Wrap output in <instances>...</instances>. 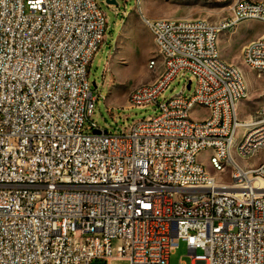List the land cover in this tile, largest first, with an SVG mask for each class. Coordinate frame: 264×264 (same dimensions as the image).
<instances>
[{
    "label": "built area",
    "instance_id": "2783aa9c",
    "mask_svg": "<svg viewBox=\"0 0 264 264\" xmlns=\"http://www.w3.org/2000/svg\"><path fill=\"white\" fill-rule=\"evenodd\" d=\"M136 11L166 69L128 109L160 113L117 134L93 119L90 67L108 30L98 0H0V264H171L181 241L192 264H264V161L243 164L264 152V105L240 116L248 87L219 50L242 23L264 26V1L235 0L218 21ZM241 56L264 77V32ZM186 75L193 94L189 80L159 103ZM204 153L228 183L206 174Z\"/></svg>",
    "mask_w": 264,
    "mask_h": 264
},
{
    "label": "rangeland",
    "instance_id": "374dc122",
    "mask_svg": "<svg viewBox=\"0 0 264 264\" xmlns=\"http://www.w3.org/2000/svg\"><path fill=\"white\" fill-rule=\"evenodd\" d=\"M115 4H108L107 0H98L101 8L108 17L106 41L96 54L90 67L89 82L94 94L101 92L102 97L96 103L93 119L103 130L120 134L134 122L148 117L157 116L160 109L157 105L146 109H128V96L137 86L149 84L156 80L163 72V64L155 46L153 36L143 25L138 10V0H110ZM264 1V0H255ZM143 13L152 19L193 17L218 21L231 14L235 0H141ZM118 11L119 15L115 12ZM127 12V17L123 13ZM185 19V18H184ZM264 32L260 22H244L233 34L223 35L219 42L221 57L229 64L235 65L243 74L248 87L249 99L240 105V116L245 118L247 112H254L264 105V77L248 68L242 60V48L257 40ZM156 61L155 69H150V62ZM192 80L191 88L186 89V95H192L196 88V81L192 76H180L164 93L159 103H165L179 94L188 81ZM96 84V87L94 86ZM104 84V87L102 88ZM102 98H106V101ZM207 111H198L194 118L202 119ZM250 117V115H249ZM199 160L205 170L217 182L228 183L230 170L216 171L207 153ZM264 161V152L257 157L243 162L245 166H256ZM201 253V252H199ZM171 264H192V257L188 253L187 244L183 241L171 256ZM91 264H130L126 258H115L108 262L95 260Z\"/></svg>",
    "mask_w": 264,
    "mask_h": 264
},
{
    "label": "bare ground",
    "instance_id": "6f19581e",
    "mask_svg": "<svg viewBox=\"0 0 264 264\" xmlns=\"http://www.w3.org/2000/svg\"><path fill=\"white\" fill-rule=\"evenodd\" d=\"M140 2H141V0H138V3H140ZM152 20H154V21H162V19H152ZM184 22H191V19H184ZM147 30L153 36V40H154L155 46H156V48L158 50L159 55H161V46L159 45V36H158L157 32L156 31H150L149 29H147ZM160 58L162 60V57H160ZM242 60H243V62L245 63V65L248 68L252 69L248 56H242ZM162 64H163V71H164V69H166V60H162ZM156 66H157V62L156 61H151L149 68L153 70V69L156 68ZM240 73L242 75V81H245L241 71H240ZM150 85H156V80L154 82H152V83H149V84L139 85L136 88L149 87ZM128 101H129V104H131V98H128ZM241 104L242 103H239V108H240ZM249 122H256V115H250ZM254 134H255V127L244 128V135H254ZM244 149H245V139H238L237 141H234V152H242ZM210 163H211L212 167L216 171H218V168L216 167V162H214L212 157H210ZM222 170L223 169H219V171H222ZM206 174H209V173L206 171ZM211 177L216 181V179L213 176H211Z\"/></svg>",
    "mask_w": 264,
    "mask_h": 264
},
{
    "label": "water",
    "instance_id": "95a60500",
    "mask_svg": "<svg viewBox=\"0 0 264 264\" xmlns=\"http://www.w3.org/2000/svg\"><path fill=\"white\" fill-rule=\"evenodd\" d=\"M108 4H115L114 1L107 0ZM94 86L96 87V84L94 83ZM190 88V85L188 86ZM95 133H100V131H95Z\"/></svg>",
    "mask_w": 264,
    "mask_h": 264
},
{
    "label": "crops",
    "instance_id": "0c3cea01",
    "mask_svg": "<svg viewBox=\"0 0 264 264\" xmlns=\"http://www.w3.org/2000/svg\"><path fill=\"white\" fill-rule=\"evenodd\" d=\"M180 18H185V19H198V18H193V17H180ZM180 18H174V19H180ZM156 19H159V18H156Z\"/></svg>",
    "mask_w": 264,
    "mask_h": 264
}]
</instances>
